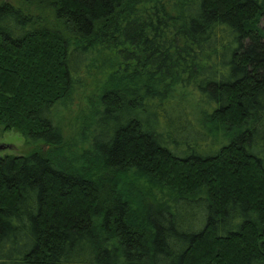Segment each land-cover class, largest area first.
Instances as JSON below:
<instances>
[{
    "label": "trees",
    "instance_id": "1",
    "mask_svg": "<svg viewBox=\"0 0 264 264\" xmlns=\"http://www.w3.org/2000/svg\"><path fill=\"white\" fill-rule=\"evenodd\" d=\"M12 130L32 150L0 156V264H264V0L0 3Z\"/></svg>",
    "mask_w": 264,
    "mask_h": 264
},
{
    "label": "rangeland",
    "instance_id": "2",
    "mask_svg": "<svg viewBox=\"0 0 264 264\" xmlns=\"http://www.w3.org/2000/svg\"><path fill=\"white\" fill-rule=\"evenodd\" d=\"M2 2H11L17 7H21L26 3V0H0ZM39 21L42 23L52 24L53 17L48 12H41V10L35 11ZM88 85L85 87L77 86L74 95L67 103H60L58 105L61 111L60 120L63 130V135L68 145H78V132L80 130L81 123L86 120L85 116L88 113V102L94 97V89L91 82H86ZM90 99V100H89ZM194 99V100H193ZM184 98L183 102L187 112L193 113V105L196 103L195 98ZM65 104V105H64ZM197 114V113H196ZM198 114L194 117L198 119ZM201 116V115H200ZM76 141V142H75ZM75 142V143H74ZM0 146L3 147L0 150V156L4 155H28L32 148L26 144V139L17 131H0ZM81 146V145H80Z\"/></svg>",
    "mask_w": 264,
    "mask_h": 264
},
{
    "label": "water",
    "instance_id": "3",
    "mask_svg": "<svg viewBox=\"0 0 264 264\" xmlns=\"http://www.w3.org/2000/svg\"><path fill=\"white\" fill-rule=\"evenodd\" d=\"M3 149V147L2 146H0V150H2Z\"/></svg>",
    "mask_w": 264,
    "mask_h": 264
}]
</instances>
